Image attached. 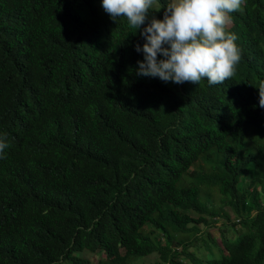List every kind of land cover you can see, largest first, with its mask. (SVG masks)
Instances as JSON below:
<instances>
[{
  "label": "trees",
  "instance_id": "16d2710c",
  "mask_svg": "<svg viewBox=\"0 0 264 264\" xmlns=\"http://www.w3.org/2000/svg\"><path fill=\"white\" fill-rule=\"evenodd\" d=\"M229 16L234 76L175 84L102 0H0V264H264V0Z\"/></svg>",
  "mask_w": 264,
  "mask_h": 264
},
{
  "label": "clouds",
  "instance_id": "9594fccd",
  "mask_svg": "<svg viewBox=\"0 0 264 264\" xmlns=\"http://www.w3.org/2000/svg\"><path fill=\"white\" fill-rule=\"evenodd\" d=\"M244 0H169L163 19L150 12L155 0H102V8L116 23L126 18L133 35L145 38L136 75L183 84L224 83L234 76L241 53L235 34L226 32L230 13L241 9ZM146 25V26H145ZM162 57V58H158ZM256 87V86H255ZM259 107L264 108V81L259 86ZM8 147L0 137V159Z\"/></svg>",
  "mask_w": 264,
  "mask_h": 264
},
{
  "label": "rangeland",
  "instance_id": "374dc122",
  "mask_svg": "<svg viewBox=\"0 0 264 264\" xmlns=\"http://www.w3.org/2000/svg\"><path fill=\"white\" fill-rule=\"evenodd\" d=\"M153 7H158V3L156 0H155ZM170 83H172V82H170ZM263 141H264V135H263ZM223 209H225L228 212L230 220H226L225 218L220 217V218H217L215 220V223L217 226L225 225L226 226L225 231H230L229 228L231 227V222L235 219V216L233 215V212L229 206L225 205V206H223ZM252 211H253V214H255L256 210L253 209ZM199 226L201 227V229L203 228L202 224H200ZM100 255H97V252H96L95 254L90 255V259L92 261H96ZM156 257H157V255H155V254L154 255H147V256L141 258L139 260V263L140 264H146V263L151 262L154 259H156Z\"/></svg>",
  "mask_w": 264,
  "mask_h": 264
}]
</instances>
